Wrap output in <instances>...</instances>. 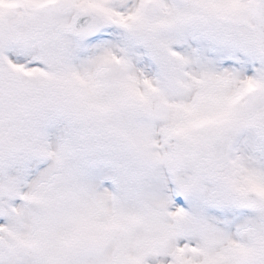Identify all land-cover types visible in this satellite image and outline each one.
Segmentation results:
<instances>
[{
	"label": "snow or ice",
	"instance_id": "snow-or-ice-1",
	"mask_svg": "<svg viewBox=\"0 0 264 264\" xmlns=\"http://www.w3.org/2000/svg\"><path fill=\"white\" fill-rule=\"evenodd\" d=\"M0 264H264V0H0Z\"/></svg>",
	"mask_w": 264,
	"mask_h": 264
}]
</instances>
